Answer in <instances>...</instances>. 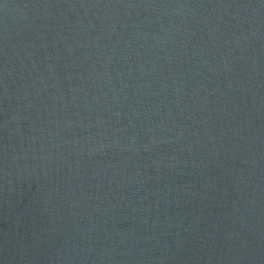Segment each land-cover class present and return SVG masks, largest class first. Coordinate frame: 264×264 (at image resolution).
I'll use <instances>...</instances> for the list:
<instances>
[{"label": "water", "instance_id": "95a60500", "mask_svg": "<svg viewBox=\"0 0 264 264\" xmlns=\"http://www.w3.org/2000/svg\"><path fill=\"white\" fill-rule=\"evenodd\" d=\"M0 264H264V0H0Z\"/></svg>", "mask_w": 264, "mask_h": 264}]
</instances>
